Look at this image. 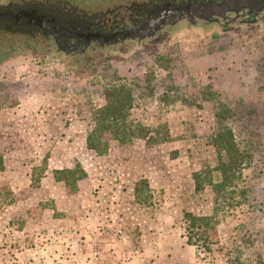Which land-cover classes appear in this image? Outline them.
<instances>
[{"label": "rangeland", "instance_id": "374dc122", "mask_svg": "<svg viewBox=\"0 0 264 264\" xmlns=\"http://www.w3.org/2000/svg\"><path fill=\"white\" fill-rule=\"evenodd\" d=\"M47 1L58 2L37 0ZM191 1L228 0H68L70 15L84 12L107 38L80 53L85 43L67 54L45 35L0 33V264H226L237 249L264 264V11L209 21L176 14L156 25L168 5ZM115 81L133 92V119L159 137L121 145L107 135L109 151L97 156L87 133ZM221 104L240 117L227 125L249 158L245 196L195 191L196 172L220 181L212 138ZM76 163L87 177L70 195L53 171ZM142 179L154 208L136 203ZM184 211L216 216L213 253L186 243Z\"/></svg>", "mask_w": 264, "mask_h": 264}, {"label": "trees", "instance_id": "16d2710c", "mask_svg": "<svg viewBox=\"0 0 264 264\" xmlns=\"http://www.w3.org/2000/svg\"><path fill=\"white\" fill-rule=\"evenodd\" d=\"M56 1L58 2L47 1L40 4L37 0L8 3L0 8V33L16 35L20 33L21 28L23 31L21 33L29 38L45 35L49 42L53 41L60 51L67 54L77 53L79 46L85 43L82 46L84 48H81L78 53L83 52L89 44H92L89 42L87 34L92 33V37L99 39L98 35L101 32H95V24L97 23L93 22V19H87L88 15L84 12L75 10L73 16L70 15L72 10L67 8L70 5L68 0ZM109 14L111 13H107V15ZM99 18L103 20L105 17ZM61 29H67V34ZM82 31L84 38L79 39L82 36L79 38L70 36L71 33L80 34ZM106 40L107 38H103L100 42H106ZM104 98V105L93 112L90 122V130L86 138L89 151L97 156L106 155L109 151L107 135H110L112 140L121 145H130L137 140L150 143L158 141L159 134L154 135L151 128L133 119V92L127 84L113 82L106 87ZM232 117L240 120L237 113L234 115L227 106L223 104L218 106L216 120L219 129L212 138V145L218 151L219 163L216 171L219 172L220 181L214 183L211 180V173L208 174L207 178H203L197 172L194 173L193 181L197 193L203 192L206 185L214 186V190L219 193L231 191L233 194L240 193L245 196L247 192L240 187L239 183L242 179L243 168L246 163H249V158L247 153L240 149L236 141L235 131L229 124L227 125L228 120ZM3 170L4 161L3 157L0 156V171ZM53 176L56 182L65 187L68 194L73 195L78 192L79 183L86 179L87 172L80 163H76L71 168L54 170ZM39 180L40 178L34 179L32 185L34 187L39 185ZM134 197L137 204L147 208H154L158 204L147 179H142L135 185ZM181 222L182 237L189 246L194 247L198 252L211 254L214 252V247L220 245V241L214 238L218 235L216 229L219 225L215 215L200 216L190 211H184ZM227 255L226 264H251L243 258L240 249H237L235 253L227 252Z\"/></svg>", "mask_w": 264, "mask_h": 264}, {"label": "flooded vegetation", "instance_id": "af4514ba", "mask_svg": "<svg viewBox=\"0 0 264 264\" xmlns=\"http://www.w3.org/2000/svg\"><path fill=\"white\" fill-rule=\"evenodd\" d=\"M227 2H231L232 7L230 8L229 11H237V12H241L242 10L245 11H251V12H259L260 10L264 11V0H228ZM210 4V3H205V4H197L196 2L191 1L189 3V5L187 7L184 8H175L172 5H168L166 7V10H162L159 13V16L157 17L158 20L156 22L157 26H160L164 23H166L168 20L170 21H174L177 17L175 16L177 14V16L179 18H183V17H188L191 20H194L196 17L200 18V19H205L207 21L214 19V14H209L212 13L209 11V9H207L206 11H204L205 9V5ZM212 5V4H210ZM236 5V9H233V7ZM212 6H217V5H212ZM228 11V12H229ZM250 12V13H251ZM220 14H222L221 12H219ZM227 13V12H226ZM250 16H253L252 14ZM221 17V16H220ZM149 26H153L152 23H150ZM73 29H75L74 27H72ZM63 30L64 33L67 34V29H61ZM74 33H76L75 31H73ZM71 33V32H70ZM71 33V37H77L79 39L84 38L83 35V31L80 34H74ZM135 33V32H132ZM92 33L87 34L88 36V40L89 42H93L94 40H96V37H92L91 35ZM98 40H103V34H99L98 35ZM120 37L117 38V40H119Z\"/></svg>", "mask_w": 264, "mask_h": 264}, {"label": "water", "instance_id": "95a60500", "mask_svg": "<svg viewBox=\"0 0 264 264\" xmlns=\"http://www.w3.org/2000/svg\"><path fill=\"white\" fill-rule=\"evenodd\" d=\"M231 7H232L231 2H225V3H223L221 5H217V6H212L210 4H207V5H205L204 11L209 9V11L212 12L209 14H214L217 16L224 17L226 15V12H228ZM233 9H236V5L233 7ZM219 12H221L222 14H220Z\"/></svg>", "mask_w": 264, "mask_h": 264}, {"label": "crops", "instance_id": "0c3cea01", "mask_svg": "<svg viewBox=\"0 0 264 264\" xmlns=\"http://www.w3.org/2000/svg\"><path fill=\"white\" fill-rule=\"evenodd\" d=\"M146 262H147V260H145ZM145 261H143V262H141V264H146V262ZM88 263H90L89 261H88ZM87 264V263H86ZM91 264V263H90ZM109 264V263H108ZM122 264H137V261H135V260H128L126 263L124 262V263H122Z\"/></svg>", "mask_w": 264, "mask_h": 264}]
</instances>
